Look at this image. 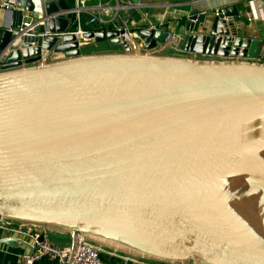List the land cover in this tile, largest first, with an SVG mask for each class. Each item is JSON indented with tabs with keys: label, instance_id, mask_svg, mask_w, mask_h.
Here are the masks:
<instances>
[{
	"label": "water",
	"instance_id": "obj_1",
	"mask_svg": "<svg viewBox=\"0 0 264 264\" xmlns=\"http://www.w3.org/2000/svg\"><path fill=\"white\" fill-rule=\"evenodd\" d=\"M14 18L0 25L3 220L69 238L71 257L84 238L144 264H264V36L245 11L193 13L176 39L83 35L119 46L104 51L44 25L23 36ZM182 39L186 54L167 52Z\"/></svg>",
	"mask_w": 264,
	"mask_h": 264
},
{
	"label": "built area",
	"instance_id": "obj_2",
	"mask_svg": "<svg viewBox=\"0 0 264 264\" xmlns=\"http://www.w3.org/2000/svg\"><path fill=\"white\" fill-rule=\"evenodd\" d=\"M31 1L33 3V9L32 11H28L26 9L25 0H0V10H4L12 14V20L10 24L15 21L14 15L16 14V20L20 24L19 31L23 36H36L37 28L40 25H44L47 28L45 32L41 34L43 38L57 36L62 39L66 33H73L77 36L81 47H84L88 44L86 40L87 38L83 37V35L88 30L82 28V15L84 13L91 12L93 7L88 5L90 0H76V4L70 9L50 15L46 12V5L51 0ZM120 6L123 5H120L119 0H117V5L115 8L119 9ZM109 8L110 6H108L106 3L103 5L100 4V13H91L90 23L98 22L104 25L112 21L103 15V13H106ZM70 12L75 16V23H77V27L75 29H70L69 32H53L50 30L49 22L52 18H56L60 15H66ZM28 17L31 19L25 20ZM148 25L156 29L158 28L151 22H149ZM142 28H144V26H137L133 28L124 26L117 29H124L125 32L123 35L125 37H133L140 40V30ZM178 36L179 34L168 31L167 38L176 39ZM140 43L144 45L143 40ZM174 47L176 48L177 45H174ZM9 51L11 52V50ZM9 238L16 239L18 243L22 242L28 244L30 247L29 250L20 257V261L16 264H36L45 258L54 261L55 264H105L102 254L106 252L99 246L85 240L84 238L79 239L75 253L73 257H71L72 250L70 245L55 244L49 239L48 235L43 232V230H41L40 227L35 225L16 224L3 220L0 217V243ZM122 259H124L126 262L131 261L127 258Z\"/></svg>",
	"mask_w": 264,
	"mask_h": 264
},
{
	"label": "crops",
	"instance_id": "obj_3",
	"mask_svg": "<svg viewBox=\"0 0 264 264\" xmlns=\"http://www.w3.org/2000/svg\"><path fill=\"white\" fill-rule=\"evenodd\" d=\"M68 4L69 0H65ZM119 9H116L117 0H90L88 5L93 7L90 13H84L85 21L82 22V28L84 25H89L91 13H100V4L106 3L110 8L103 15L112 20L106 26L112 25L113 29L119 27H137L149 24V22L155 24L158 28L165 27L169 32L180 34L184 30L186 19L193 13H200L209 9L212 12L217 11L219 8L227 5L237 4L239 9L245 11L249 22L248 31L249 35L253 37L264 36V0H183V1H148L142 0L146 5L144 7L135 6L131 0H119ZM248 2V4L246 3ZM76 4V0H75ZM74 4V5H75ZM127 4V5H126ZM246 4V7H244ZM247 7V6H249ZM73 7V6H72ZM147 8H150L148 10ZM249 8V9H248ZM159 12V13H157ZM83 15V16H84ZM12 20V14L4 10H0V25H10ZM83 20V19H82ZM108 20V21H109ZM241 27L245 26V22L238 21ZM75 24V22L73 23ZM70 25V29L73 26ZM261 35V36H259ZM175 48L170 47L167 52L176 54H186L184 47L186 40L182 39L179 41ZM95 46V50L92 51H104L109 49H117L119 46L112 44L110 41L100 43H90L84 47ZM99 46V47H98ZM101 46H107L101 48ZM29 245L25 243H0V264H16L20 261V257L29 250ZM137 264H144L137 261H129ZM128 262H124L127 264Z\"/></svg>",
	"mask_w": 264,
	"mask_h": 264
},
{
	"label": "rangeland",
	"instance_id": "obj_4",
	"mask_svg": "<svg viewBox=\"0 0 264 264\" xmlns=\"http://www.w3.org/2000/svg\"><path fill=\"white\" fill-rule=\"evenodd\" d=\"M148 1H183V0H148ZM147 9L150 10V8H147ZM157 13H159V12H157ZM104 47L107 48V46H101V48H104ZM95 48H97V47H95V46L83 47V50L84 51H92V50H95ZM48 237L55 244H58V245H70V239L67 238V237H64L62 235L49 233ZM107 259H108V262H105V264H124V262H125V260L120 258V257L113 258V259L108 257ZM127 264H137V263L128 262Z\"/></svg>",
	"mask_w": 264,
	"mask_h": 264
},
{
	"label": "trees",
	"instance_id": "obj_5",
	"mask_svg": "<svg viewBox=\"0 0 264 264\" xmlns=\"http://www.w3.org/2000/svg\"><path fill=\"white\" fill-rule=\"evenodd\" d=\"M74 4H75V0H69V2H68V5L70 6V7H72V6H74ZM84 15V14H83ZM82 15V22L83 21H85V15L83 16ZM77 27V23H75V24H73V26L71 27V29H75ZM83 27L86 29V30H88V31H102V30H112L113 29V26L112 25H108V26H106V25H102V24H100V23H98V22H95V23H91V24H89V25H84L83 24ZM105 42V41H104ZM118 258V257H114V256H112V255H110V254H108V253H103L102 254V258H103V260L105 261V262H108V259L107 258ZM36 264H55V262L54 261H51V260H48V259H42V260H40L39 262H37Z\"/></svg>",
	"mask_w": 264,
	"mask_h": 264
}]
</instances>
